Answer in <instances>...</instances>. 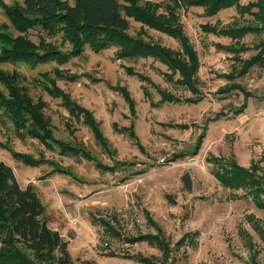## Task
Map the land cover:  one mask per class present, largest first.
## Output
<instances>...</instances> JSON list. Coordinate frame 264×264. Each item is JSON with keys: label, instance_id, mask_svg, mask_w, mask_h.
<instances>
[{"label": "rangeland", "instance_id": "374dc122", "mask_svg": "<svg viewBox=\"0 0 264 264\" xmlns=\"http://www.w3.org/2000/svg\"><path fill=\"white\" fill-rule=\"evenodd\" d=\"M22 1L0 0V38L21 37L36 46L49 41L68 50L61 33L36 26L18 28L6 8ZM140 2H157L160 11L174 4V0ZM175 9L199 54L196 78L203 94L197 102L161 101L159 87L182 97L194 92L168 79L165 73L171 69L160 58L119 57L117 43L100 49L86 43L79 55L63 63L0 61L1 71L17 72L31 96L46 102L43 110L53 123V136L82 147L79 153L62 152L55 140L49 145L19 132L0 110V158L12 165L21 186L34 185L46 208L44 217L51 226H59L68 240L71 264H167L158 245L143 238L130 239L158 232L156 223L171 245L183 234L198 231L196 247L186 241L175 249L180 257L177 264H264V240L248 217L254 214L264 224V209L246 189L223 185L214 174L219 165L213 160L214 154L235 157L247 166L256 160L264 174V62L230 80L245 90L235 87L227 93L216 92L229 81L225 73L236 71L242 59L264 46V27L237 40L206 30L202 24L220 28L256 23L252 13L231 5L209 14L203 5L184 2ZM128 17L130 34L182 50L176 35ZM52 80L93 111L101 122L105 144L97 141L82 114L72 112L47 89L45 85ZM119 85L129 88L136 112L131 111ZM0 88H5L1 82ZM244 91L251 94L246 98ZM245 100L244 110L236 112ZM217 113L219 117L214 118ZM204 129L202 145L193 154ZM182 150L183 156L170 159ZM14 151L41 160L28 164ZM97 162L114 169H103ZM54 164L68 171L54 169ZM185 173L191 178V188L186 186ZM243 228L252 234L253 251L241 234Z\"/></svg>", "mask_w": 264, "mask_h": 264}, {"label": "trees", "instance_id": "16d2710c", "mask_svg": "<svg viewBox=\"0 0 264 264\" xmlns=\"http://www.w3.org/2000/svg\"><path fill=\"white\" fill-rule=\"evenodd\" d=\"M182 2L203 5L209 14H214L219 9L231 5L252 13L257 20L256 23L220 28L211 23L202 24L206 30L227 34L237 40L250 30L264 27V0H251L245 4L241 3V0H174L173 5L167 6V11H160V4L157 2L143 3L140 0H23L6 8L18 28L22 30L36 26L52 34L61 33L64 41L68 42V50L49 41H43L36 46L24 41L21 37L6 34L9 36L0 38V61L23 60L33 64L51 61L63 63L71 56L79 55L86 43L95 49H100L110 43H117L120 47L119 57L154 56L160 58L171 69L170 72L165 73L167 78L187 86L194 92V95L182 97L173 91L159 87L161 101L197 102L203 94L196 78L200 60L198 51L184 31L175 9V5ZM254 7L257 9H253ZM128 16H133L144 24L176 35L181 41L182 50L146 39L141 35L130 34ZM263 62L264 46L262 45L257 53L242 59L240 68L225 73L229 81L220 86L216 92L227 93L235 87L245 90L240 83L230 80L237 75L244 74L254 64ZM131 69L132 67H129L130 71ZM55 70L60 75L63 74L61 69L55 68ZM176 73H179V76L176 77ZM20 78L17 72L8 74L0 70V82L5 86L4 89L0 88V110L8 115L19 132L38 137L49 145H51L50 140H55L62 152H81L80 145L59 140L53 136V123L43 110L46 102L43 99L35 100L27 91L26 86L20 83ZM45 86L53 95L60 96L72 112L82 114L97 141L105 144L106 138L100 126L101 122L92 110L78 103L68 91L56 85L53 80L51 84ZM118 88L128 100L131 111L136 112V101L129 88L126 85H119ZM250 94L249 91H244L246 98ZM245 106L246 100L235 111L242 112ZM218 115L217 113L214 118H218ZM205 132L204 129L199 134L192 150L193 154H196L202 145ZM14 153L28 164L35 165L39 163L38 160H41L29 153L18 151ZM85 154L90 156L88 149ZM184 154V150L178 151L170 159L181 157ZM213 160L219 165L214 174L223 185L246 189L256 205L264 209V174L259 170L260 166L256 160L248 166L232 156L225 158L214 154ZM97 164L103 169H114L113 165L102 162H97ZM53 168L68 171L55 164ZM183 178L186 186L191 188L192 181L189 174L185 173ZM45 209L34 185L28 183L26 186H21L12 165L0 158V264L72 263L68 240L58 229L48 224L44 217ZM248 217L254 229L264 240V224L254 214ZM101 223L108 224L103 219ZM156 225L158 232L131 236L130 239L143 238L158 245L163 251L162 260L167 264H177L176 261L180 257L175 249L179 245L188 241L193 247L197 246L198 231L183 234L176 245H171L164 236L162 228L157 223ZM241 234L246 239L250 251L255 250L252 234L244 228ZM139 257L147 262L153 261L151 257Z\"/></svg>", "mask_w": 264, "mask_h": 264}, {"label": "crops", "instance_id": "0c3cea01", "mask_svg": "<svg viewBox=\"0 0 264 264\" xmlns=\"http://www.w3.org/2000/svg\"><path fill=\"white\" fill-rule=\"evenodd\" d=\"M245 165V164H244ZM48 221V220H47ZM48 224H49V222H48ZM50 225V224H49ZM51 226V225H50ZM51 227H53V228H56V229H58L60 232H61V234L64 236V232H63V230L59 227V226H54V225H52Z\"/></svg>", "mask_w": 264, "mask_h": 264}]
</instances>
